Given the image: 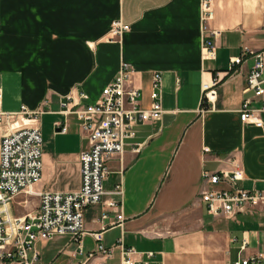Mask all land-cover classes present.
Returning <instances> with one entry per match:
<instances>
[{"label":"crops","instance_id":"0c3cea01","mask_svg":"<svg viewBox=\"0 0 264 264\" xmlns=\"http://www.w3.org/2000/svg\"><path fill=\"white\" fill-rule=\"evenodd\" d=\"M212 7L217 54L203 58L201 0H0L2 107L45 109L37 191L81 185L80 154L89 140L76 114L60 111L69 93L84 90L96 100L126 60L136 68L132 83L141 89V104L150 107L154 73L163 75L162 117L138 122L124 151L109 161L104 188L123 179L124 225L112 223L117 211L104 201L89 205L82 251L70 234L38 240L39 264H122L120 246L89 258L100 242L135 247L133 257L143 264H226L264 252V204L213 216L201 197L203 188L225 185L206 181L204 171L232 168V161L244 168L240 186L264 189V111L261 123L243 121L240 112L247 98L253 107L261 104L246 90V77L256 62L251 51L264 50V0H213ZM119 18L131 28L109 39ZM243 49L242 61L230 68ZM218 75L216 94L203 105L202 81ZM56 121L68 130L59 131ZM38 205L37 194L21 192L13 212ZM105 210L110 217L100 221Z\"/></svg>","mask_w":264,"mask_h":264},{"label":"built area","instance_id":"2783aa9c","mask_svg":"<svg viewBox=\"0 0 264 264\" xmlns=\"http://www.w3.org/2000/svg\"><path fill=\"white\" fill-rule=\"evenodd\" d=\"M212 1L201 0L203 58H215L217 54L215 37L219 31L210 24L214 17ZM130 28L131 25L121 18L115 19L109 39L122 36ZM251 52L255 55L256 62L247 74L246 90H252L259 96L261 104L253 107L252 100L247 98L243 101L240 112L243 121L261 123V112L264 111V50ZM246 53L243 49L241 54L232 57L230 68L240 63ZM135 72L136 68L132 63L122 60L118 73L103 88L96 100L89 101L88 93L80 90L77 96L71 92L61 101L60 111L67 115L76 114L81 129L89 140V146L80 154L81 185L70 191L34 189L35 184L42 178L44 169L40 119L45 109L41 106L31 108L25 104L18 110L3 109V89L0 84V264H39L37 241L61 234H70L79 242V250L82 251L81 240L86 233L85 210L89 205L101 201L117 211L112 223L124 225L123 179L110 191L104 188V181L111 172L109 161L114 154L124 151L127 139L135 136L138 122L160 119L164 112L162 73H154L152 103L150 107H144L140 101L141 89L132 83ZM220 79L219 75L211 80L203 79V105L215 96ZM56 127L59 131L68 130V125L61 121H56ZM141 146L142 143L137 142L133 150L139 151ZM205 150L209 149L205 147ZM232 162V168H221L215 172L205 170L203 173L204 179L211 184H225L205 187L201 191L207 211L213 216L234 215L246 207L264 204V189L240 186L244 168L240 162ZM21 192L37 194L38 209L16 215L13 212V202ZM107 193L111 196L105 199L104 195ZM109 217V211L105 210L99 220ZM95 235L99 238L98 233ZM246 244L247 240L244 239L242 247L245 248ZM116 246L121 247L122 264H143L133 257L135 247L124 246L122 242L112 246L100 242L94 251L89 252V258L98 253L112 255ZM226 264H264V252L240 256Z\"/></svg>","mask_w":264,"mask_h":264}]
</instances>
